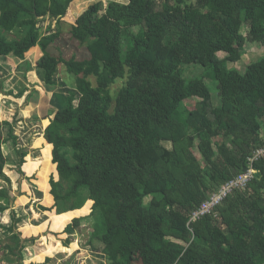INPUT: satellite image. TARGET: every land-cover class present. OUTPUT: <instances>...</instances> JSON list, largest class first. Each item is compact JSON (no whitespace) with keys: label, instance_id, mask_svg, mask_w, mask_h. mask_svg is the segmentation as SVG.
<instances>
[{"label":"trees","instance_id":"obj_1","mask_svg":"<svg viewBox=\"0 0 264 264\" xmlns=\"http://www.w3.org/2000/svg\"><path fill=\"white\" fill-rule=\"evenodd\" d=\"M103 7L92 0H0V59L25 60L38 48L46 85L56 86L61 65L74 79L44 129L56 170L47 182L54 205L39 209L60 216L87 204L83 216L91 215L75 216L64 234L73 236L94 218L89 246L101 241L106 264H142L145 249L152 253L145 264H264V160L245 190L188 226L264 146V56L244 70L236 66L248 44H264V0H110ZM46 16L52 21L45 36L37 22ZM52 23L70 25L88 58L54 55L61 31L52 33ZM185 66L211 69L219 106L202 77L185 78L199 75ZM119 80L124 83L113 94ZM18 121L0 122V180L8 185L6 169L12 165L23 176L29 156L15 150ZM10 148L15 162L4 153ZM13 206L18 200L1 188L0 214L10 211L11 218L10 227H1L7 264H25L24 244L34 238L18 230L23 220Z\"/></svg>","mask_w":264,"mask_h":264},{"label":"rangeland","instance_id":"obj_2","mask_svg":"<svg viewBox=\"0 0 264 264\" xmlns=\"http://www.w3.org/2000/svg\"><path fill=\"white\" fill-rule=\"evenodd\" d=\"M87 1V0H86ZM91 2V0H89ZM102 2L104 7L107 5V3L110 0H92V2ZM116 2H120V3H124L126 2V0H114ZM46 20V21H45ZM45 20L41 21L38 20L37 24H43L45 22L49 23L50 26V20L49 18H45ZM52 24H56L57 23H52ZM47 26V27H49ZM55 26H53V30H58L60 29L61 31V38L57 41V46L58 48L55 49L54 47L50 48L51 52L54 55H59L62 56L64 59H70L72 57L77 58L78 60H83V59H87L88 58V52L86 51L85 47H82L79 45L78 42H76L75 40L72 39L71 37V27L68 24H61L60 28H56ZM46 27V28H47ZM240 33H242L243 35H246L247 33V27H242L239 29ZM39 31L42 34H46L49 33V28L48 31H44L43 27L40 26ZM132 33L134 35L139 33V29L135 28L132 29ZM14 38V36L10 35V39ZM129 40L130 36H126L125 40ZM253 44H248L245 48L244 51L241 54V57H239V59L237 60V68L238 70H243L246 65H251L254 61H257L258 58L264 56V44H259L256 43L254 46H252ZM220 58H224L225 54H220L219 55ZM184 68H195L196 71H199V75L196 76H190V77H185L187 80H191V79H195V78H200L201 77L204 79L207 87L209 88V90L211 91V94L213 95L214 98V104L215 106H219L220 105V97H219V91L217 89V83L214 80V76L213 73L211 71L210 68H202L200 66H185ZM60 70L62 71V75H63V79H64V83H62V85H66L70 88L69 82L73 81V77L70 80V75L67 74L65 67L63 65L60 66ZM8 72H4L2 75L0 74V83L3 79H7L9 77H7ZM59 73V71H58ZM60 74V73H59ZM57 80H60V78ZM70 80V81H69ZM123 80H119V84L117 83L116 85H114L112 87V93L115 94L118 92V90L122 87V84L124 82H122ZM92 82L94 83V81L92 80ZM121 82V83H120ZM65 88V87H64ZM65 91V92H64ZM63 88L60 91L61 92V97H62V92H64L65 94L68 95V92H66L67 90H64ZM79 97L77 96L76 99H78ZM75 99L74 104L77 105L78 100ZM59 101H56L55 104H59ZM191 102H187L185 103V105H189ZM52 111H55L52 109ZM48 112V111H47ZM46 114H50V112H48ZM37 114V112H32L31 114H29L28 117V122L27 124L24 123L22 126H25L23 128L25 129H20L19 125H17L18 122H16L13 125V132L14 135L16 136V149L17 148H27V152H28V157L25 159V165L23 166L22 172L24 173L23 176L19 175L17 173V169L15 167H8L6 169V176L7 178H9L12 182L11 185L6 184L5 182H3L2 180H0V189L1 188H5L7 190L8 195L11 198H15L18 200L19 202V206H25L26 208H28V203L30 202L32 195H35L34 198H38L37 201L38 203H35L33 206L36 209V214L39 218L34 219L33 221H30V219L32 218L31 215H26L27 213L22 211V209L20 207H18L16 210V215L17 218L22 219V222H26V225L28 226L27 232L24 231V229L20 228L18 226V230L20 232H22L23 236L25 238H32V236H36L33 237L34 239L32 241H26V243L24 244L25 246V250H24V255H25V264H78V259L80 258H89V260L91 261L92 264H106V260L104 255L101 253L104 246L101 243L100 240L95 239L94 241L92 240V245L89 246V240H90V236L93 232V222H94V218L93 219H85L81 222L80 227H78L73 236H68L67 234L63 235V231L66 228L65 226H67L68 224H70L69 222L72 221V219L75 216H83L86 214V210L88 208V205L86 204L84 206L83 209L78 210L74 213H70V214H64V215H60L57 216L55 214V211L52 210L50 213L48 212H42L39 208L40 206L45 207L43 205V202L45 201H52V197L49 196L48 190V177L50 175V177L52 175H55V167L51 164V157H50V150H51V146H48L44 143L43 148H41L39 142H44L45 138H43L42 136H40L41 138H39L35 143H34V147L32 150L35 149H42L41 150V155L42 157L39 158L36 156V153L33 155L30 151H29V146H31V141L32 139H30L31 136H34V130L32 129L33 124H36L38 122H34L33 116ZM51 115V114H50ZM42 116V115H41ZM32 118V119H31ZM2 120V118L0 119ZM12 121H14V118H12ZM261 126H262V130L260 132L261 136L264 138V120H259ZM41 123V122H40ZM32 125V126H31ZM33 134V135H30ZM30 136V137H29ZM41 139V140H40ZM40 140V141H39ZM34 141V140H33ZM26 144V145H24ZM30 144V145H29ZM197 144V143H196ZM28 146V147H27ZM163 146L167 149H172V144L170 143H163ZM13 148V147H12ZM22 150V149H21ZM10 151L13 153V151L11 149H5L4 153L7 154L6 157L8 158V156L10 157ZM191 151L196 155V157L200 160V155L198 154L197 148H193L191 149ZM31 153V154H30ZM13 155V154H12ZM14 162L17 161V157L14 156L13 157ZM27 165V168L25 169V166ZM39 166H44L43 169V173L42 172H38L37 169ZM11 169V170H10ZM40 171V170H39ZM49 177V179H50ZM33 178V179H32ZM35 178V179H34ZM152 201V197H146L144 199V205L145 206H149L150 203ZM15 204V203H14ZM93 206V205H91ZM14 207V206H13ZM92 210V207H91ZM8 212V211H7ZM90 214L83 216V218H87L91 215V211L89 212ZM5 219L4 218V213L2 215H0V264H7V260H6V253L3 250V246L8 242V237L7 234L4 233V230L1 229L2 226H6L2 223V220ZM49 219V224H51L54 229L57 232L62 231V234H55L56 237H60V238H56L54 235H51V231L47 230L45 228V224L46 221ZM8 224V223H7ZM46 232H50L47 235ZM39 235V236H38ZM49 235V236H48ZM42 238V239H41ZM68 238H70V246L64 248L63 245V241L67 240ZM48 239L50 240V243H48ZM58 240H60L59 242H61V245L63 247L60 246V243L58 242ZM42 248H45L44 251L42 250ZM89 248V249H87ZM94 249H96L97 251H93ZM50 253L52 256V259L50 258H46L45 253ZM151 252L149 250H144L143 253L140 256V259L142 260V264L144 262V264L146 263V261L151 257ZM40 256H42L41 260L38 259ZM11 257V256H10ZM46 258V259H45ZM12 259V257H11ZM48 260V261H47ZM40 262V263H39Z\"/></svg>","mask_w":264,"mask_h":264},{"label":"crops","instance_id":"obj_3","mask_svg":"<svg viewBox=\"0 0 264 264\" xmlns=\"http://www.w3.org/2000/svg\"><path fill=\"white\" fill-rule=\"evenodd\" d=\"M40 26L43 27L44 31H46V30L48 31L49 27H47V26H49V23L45 22L43 24H38L37 28L40 29ZM51 28H54V27H51ZM56 31L53 30L52 33H55ZM44 35L46 36L49 34L46 33ZM254 45L255 44H253L252 46H254ZM42 56H43L42 52L38 48H35L29 54H27L25 60H17L12 55L6 57L5 59H0V74L2 75L4 72H8L7 77H9L7 79H3L0 83V119L2 118V120H0V122L1 123L2 122L13 123L14 121H12V118H18L19 121H18L17 125H19L20 129H25V128H23L25 126H22V125L24 123L27 124L29 114H31L32 112H37V114H35L33 116V119H34V122L36 121L38 123L33 124V126L31 125L32 129H35V130L33 131L34 136H31V137L29 136L30 139H32V141H31L32 145L29 146V151L33 155L36 153V156L39 158L42 157V155H41L42 149L32 150L34 147L33 146L34 143L39 138H41L40 136H42L44 138L45 126L48 123V119L51 118V116L54 112V111H52V109L57 110V108H58L57 106L59 104H61L62 102H64L70 96V92L73 91L72 88H69L66 85H62V83H64V79H63V75L61 74L62 71L60 70V67H59V73L60 74L57 73L54 77V82H55L56 86L46 85V83L44 81V73L42 70L38 69V67H37V60L40 59ZM248 66L249 65H246V67H248ZM65 70H66V68H65ZM57 78L58 79L60 78V80H57ZM62 88H63V91L67 90L66 92H68V95L65 94L64 93L65 91H64V92H62V97H61L60 91L62 90ZM56 101H59L60 103L55 104ZM47 111L50 112L51 115L46 114ZM3 116H5V117H3ZM2 131H3L2 137H3V139H5L7 137L6 128H3ZM30 135H33V134H30ZM39 144H40L41 148H43L44 142H42V143L39 142ZM24 145H26V144H24ZM10 149L13 151V153L10 151V156L13 159V157L15 156L14 149H12V148H10ZM21 149L23 151L27 152V150H26L27 148L23 147ZM21 149L20 148L16 149V147H15V150H21ZM49 192H50V190H49ZM43 205L46 208H51L54 205V201L53 200L50 202L45 201V202H43ZM13 209H14V207H13ZM14 211L16 212L15 209H14ZM48 213H50V212H48ZM2 214H0V215H2ZM5 215H7V218H8L7 223L8 224L7 223L5 224L3 222L2 223L4 225H6L5 227H10L11 226L10 211L5 212L4 217H5ZM45 225H46L45 228L47 230L51 231V235L62 234V231L57 232L54 229V227L51 224H49V219L46 221ZM63 235H64V233H63ZM33 237H36V236L33 235L32 238ZM56 238L58 239L60 237L58 236ZM28 239H30V238H28ZM59 241L60 240H58V242ZM48 243H50L49 239H48ZM59 243H60V246L63 247L61 245V242H59ZM64 248H66V247L64 246ZM44 249L45 248H42L43 251H44ZM87 249H89V248H87ZM45 256L47 259L50 257L48 255H45ZM50 258L52 259V257H50Z\"/></svg>","mask_w":264,"mask_h":264},{"label":"built area","instance_id":"obj_4","mask_svg":"<svg viewBox=\"0 0 264 264\" xmlns=\"http://www.w3.org/2000/svg\"><path fill=\"white\" fill-rule=\"evenodd\" d=\"M7 155V154H6ZM264 160V146L253 151L251 157L248 159L247 171L240 173L237 177L224 183L218 193L213 194L210 199L202 204L191 216L190 222L195 223L207 213H210L216 206H218L229 194L236 190H245L248 184L253 181L258 174L255 164Z\"/></svg>","mask_w":264,"mask_h":264},{"label":"bare ground","instance_id":"obj_5","mask_svg":"<svg viewBox=\"0 0 264 264\" xmlns=\"http://www.w3.org/2000/svg\"><path fill=\"white\" fill-rule=\"evenodd\" d=\"M35 195H32V198L30 200V202L28 203V208H26L25 206H19L22 211L26 212L27 214L26 215H31L32 218L30 219L29 223L31 221H33L34 219H37L39 218L36 214V209L35 207L33 206L35 203H38L37 201H40L38 200V198H34ZM20 228L24 229L25 232H27V229H28V226L26 225V222H21L19 225H18ZM43 255H48V256H52L50 253H45ZM38 259L41 260H44L42 259V256H40ZM78 264H92L91 261L89 260V258H80L78 259ZM40 263V262H39Z\"/></svg>","mask_w":264,"mask_h":264},{"label":"water","instance_id":"obj_6","mask_svg":"<svg viewBox=\"0 0 264 264\" xmlns=\"http://www.w3.org/2000/svg\"><path fill=\"white\" fill-rule=\"evenodd\" d=\"M46 18H49L48 16H46Z\"/></svg>","mask_w":264,"mask_h":264}]
</instances>
